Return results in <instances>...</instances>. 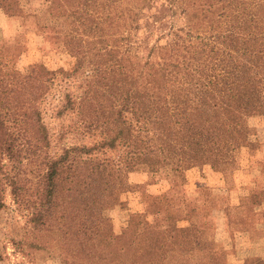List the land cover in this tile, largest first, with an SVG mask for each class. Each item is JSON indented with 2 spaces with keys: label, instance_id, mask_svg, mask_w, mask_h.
<instances>
[{
  "label": "trees",
  "instance_id": "obj_1",
  "mask_svg": "<svg viewBox=\"0 0 264 264\" xmlns=\"http://www.w3.org/2000/svg\"><path fill=\"white\" fill-rule=\"evenodd\" d=\"M20 1L0 0V8L38 16L76 60L61 73L0 67V212L11 185L32 231L86 240L91 264H226L224 250L201 236L215 228V210L228 230L229 213L191 197L185 172L205 159L216 169L247 146L244 119L264 103V0H165L185 23L151 48L136 30L155 0H42L27 10ZM49 97L66 121L56 152L43 118ZM29 163L39 173L34 196L23 197L18 164ZM133 170L171 176L184 207L166 210L167 195L152 191L147 210L113 234L107 211Z\"/></svg>",
  "mask_w": 264,
  "mask_h": 264
},
{
  "label": "rangeland",
  "instance_id": "obj_2",
  "mask_svg": "<svg viewBox=\"0 0 264 264\" xmlns=\"http://www.w3.org/2000/svg\"><path fill=\"white\" fill-rule=\"evenodd\" d=\"M41 1L21 0L20 3L26 6L27 10L29 5L32 8L40 6ZM168 5L165 0H155L150 8L145 9L141 28L136 30V33L142 36L145 46L151 48L159 43L158 38L161 36L164 37L162 42H165L171 36V31L184 25L185 17L180 8L173 6L174 9L169 10L166 8ZM154 14L162 16L163 21L155 22ZM40 23L42 20L38 16L12 15L0 8V67L18 69L23 73H27L38 64H43L57 73L73 69L76 59L64 48L61 34L54 33L58 38L50 37L49 33L40 27ZM154 26L159 28L153 29L154 34L149 33ZM52 98L49 97L48 102L43 106V118L53 136L52 139L54 138L51 142L52 151L56 152L60 150L57 136L66 121L54 116ZM244 120L247 126V146L242 147L230 162L221 164L215 169L205 159L185 172L186 190L191 197L200 196L211 206L224 207L229 213L228 230L223 229L224 215L215 210V228L205 230L201 236L204 242H210L217 250L218 248L224 250L219 251L223 254L220 257H226V264L230 250L228 248L237 238V234L260 220L263 214L259 209L255 211V207L264 200V142L260 134L264 127V103ZM71 138L68 137L65 142L75 141ZM124 150L123 146H119L116 150H109L108 153L111 157H116ZM18 166V169L21 168L19 176L24 188L23 197L34 196L36 176L39 173L36 163L24 164V166L18 164ZM13 171L16 172L17 169ZM155 180L158 184L156 189L148 184ZM127 181L128 190L119 194L118 203L107 211L110 216L109 232L113 234H121L125 231L130 215L147 210L146 204L152 191L158 190L157 193L167 195L164 209L176 211L184 207V203L174 192L175 186L171 176L162 174L151 177L145 170H133L127 174ZM11 190V185H8L5 196L7 207L0 212V264H91L93 262L85 257L86 251L90 252L91 246L86 240H71L70 235H64V232L57 228L48 232L32 231L25 215L28 210L15 203ZM78 249H82L80 255L71 256L72 251L78 252ZM212 255V251L205 252L196 255L195 258L207 260Z\"/></svg>",
  "mask_w": 264,
  "mask_h": 264
},
{
  "label": "crops",
  "instance_id": "obj_3",
  "mask_svg": "<svg viewBox=\"0 0 264 264\" xmlns=\"http://www.w3.org/2000/svg\"><path fill=\"white\" fill-rule=\"evenodd\" d=\"M260 133L264 142V127ZM263 211L261 219L253 222L248 229L240 231L229 246L228 264H264V200L256 205Z\"/></svg>",
  "mask_w": 264,
  "mask_h": 264
}]
</instances>
